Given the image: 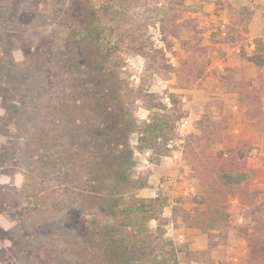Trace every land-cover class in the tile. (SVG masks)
Masks as SVG:
<instances>
[{
  "label": "rangeland",
  "instance_id": "obj_1",
  "mask_svg": "<svg viewBox=\"0 0 264 264\" xmlns=\"http://www.w3.org/2000/svg\"><path fill=\"white\" fill-rule=\"evenodd\" d=\"M255 13L264 0H0V264H264V152L240 129L247 106L264 122V84L223 59L264 53ZM121 191L159 201L130 262L86 235Z\"/></svg>",
  "mask_w": 264,
  "mask_h": 264
},
{
  "label": "trees",
  "instance_id": "obj_2",
  "mask_svg": "<svg viewBox=\"0 0 264 264\" xmlns=\"http://www.w3.org/2000/svg\"><path fill=\"white\" fill-rule=\"evenodd\" d=\"M92 15L93 31L98 33L102 30L100 14L96 11ZM117 47V44H113L105 49L102 59L108 62ZM249 60L255 64L264 65V53L255 52ZM162 129L161 121L146 124L138 134V140L146 143L148 137L151 136L152 138L149 140L152 141L156 137L155 132ZM232 179L239 181L238 176ZM125 185H128L125 189L128 190L129 183L126 182ZM135 185L139 189L145 186V182L139 179ZM121 193L118 196L119 198L117 197L118 200L112 203L108 208V212L105 213V215L112 217L113 222L97 225L96 231L90 230L86 235L92 247L95 246L96 242H99L100 244L97 247L101 248L102 246L104 253L108 256L119 255V257L129 262L134 258L138 259V255L139 258H146L145 251L149 249L150 243H152L151 232L146 223L150 219H157L159 201L157 198H139L136 194H133L134 192L127 197L122 191Z\"/></svg>",
  "mask_w": 264,
  "mask_h": 264
},
{
  "label": "crops",
  "instance_id": "obj_3",
  "mask_svg": "<svg viewBox=\"0 0 264 264\" xmlns=\"http://www.w3.org/2000/svg\"><path fill=\"white\" fill-rule=\"evenodd\" d=\"M225 21V20H224ZM250 24L254 27L257 28L258 32H256L255 34L251 31V33H249V35L251 36H257V35H263L264 36V18L258 14L255 13V15L250 19ZM236 27H238L237 25H235ZM251 30V29H250ZM233 33V31H232ZM247 34V33H246ZM248 35V34H247ZM251 48V49H250ZM249 48V50L251 51L252 49H254V45L252 44V46ZM226 50V52L224 53V60L227 59L226 64L229 69L231 70H239L242 71V69L244 70V75L248 74V72H252V70L255 72V74L253 77L255 78V82H256V87L260 88V84H264V65H259V64H255L252 61L249 60V57L252 55V51L251 52H247V57H242L241 56V51H240V46L239 44H230L229 48L225 47L224 48ZM222 61V60H221ZM262 74H260V73ZM249 78V77H248ZM254 80V79H253ZM259 82V83H257ZM252 87V86H251ZM222 99L224 101L226 97H231V93H226L225 91H223V94H221ZM258 106L259 108L263 111L264 114V95H260V101L258 102ZM236 107V106H234ZM248 106L247 108L244 110H241V115H242V119H244V123H241L240 125V129H245V131L247 132V135H249L250 133L255 136L252 137L249 135V137L252 139L253 143L259 146V150L261 152H264V122L263 123H257L255 121V119L250 118L249 116H247V118L244 116H246V112L248 111ZM248 119V120H247Z\"/></svg>",
  "mask_w": 264,
  "mask_h": 264
}]
</instances>
